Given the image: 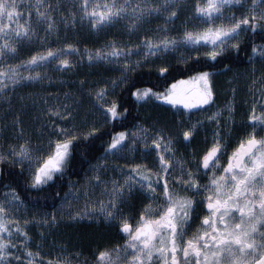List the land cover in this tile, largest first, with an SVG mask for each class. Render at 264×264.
I'll list each match as a JSON object with an SVG mask.
<instances>
[{
  "label": "snow or ice",
  "instance_id": "obj_1",
  "mask_svg": "<svg viewBox=\"0 0 264 264\" xmlns=\"http://www.w3.org/2000/svg\"><path fill=\"white\" fill-rule=\"evenodd\" d=\"M62 7L60 0H0V98L10 101L19 87L46 79L51 82L45 71L49 65H55L56 71H67L75 66L70 58L73 55L86 57L89 64L120 65L123 84L127 81L126 73L145 66L149 58L180 53L178 60L184 64L190 60L199 63L202 57L218 61L230 50L239 53L241 37L246 33L264 31V0H194L190 19L195 24H185L175 35L170 34L167 26L178 15L177 0H74L66 13ZM57 13L65 25L70 22L75 26L79 17L94 32L126 21L125 30L135 34L153 17L162 18L163 26L138 43L113 39L81 52L76 44L65 42L56 47L46 45L19 58L21 46L32 43L41 25L45 26L42 40L58 32ZM250 48L249 60L257 55L264 58V44L252 43ZM133 56L137 59L132 60ZM170 67L162 62L156 71L167 77ZM112 84L115 87L117 82ZM261 86L264 88V82ZM132 94L138 101L154 97L187 112L207 111L215 103L212 74L204 70L187 79L173 77L163 91L145 88ZM107 95L106 87L95 91L105 122L116 120L127 111H121L115 101L105 104ZM261 95L262 100L254 99L249 107L245 128L234 145L221 134V111L206 116L217 128L206 149L192 155L194 163L177 155L176 137L171 133L152 132L136 125L133 130L111 135L104 149L105 161L109 157L124 159L125 154L135 153L139 143L145 150L142 155L154 154V163L117 165L122 180H102L99 171L94 170L91 180L95 184L90 186L103 184L106 200H93L87 187L81 190L76 185H70V191L64 193L63 203L68 207H72L73 201H85L84 210L70 214L69 219H84L90 212L98 213L109 223L116 222L122 234L123 244L98 249L93 254V264H264V92ZM44 103L47 105L48 101ZM227 111L232 119L231 104ZM46 114L60 119L71 116L67 104L50 106ZM49 123L53 131L47 145L37 148L30 138H25L17 117L13 121L19 128L17 142L9 144L7 150L0 149V163L7 161L19 166L20 178L37 192L62 179L76 141L87 140L100 130L95 125L81 129L51 120ZM202 125L199 120L185 125L181 132L183 141L190 142ZM74 188L76 191L72 192ZM4 189L0 195V264H81L78 252L51 258L45 257L39 246L33 251L26 230L30 221L16 215L24 201L16 188L4 185ZM133 193L146 201L134 221L122 208ZM55 219L53 215L52 222ZM43 222L48 223V218Z\"/></svg>",
  "mask_w": 264,
  "mask_h": 264
},
{
  "label": "trees",
  "instance_id": "obj_2",
  "mask_svg": "<svg viewBox=\"0 0 264 264\" xmlns=\"http://www.w3.org/2000/svg\"><path fill=\"white\" fill-rule=\"evenodd\" d=\"M60 2L63 5L62 11L66 13V9L72 6L74 0H60ZM185 2H188V6H191L188 12H186L187 7ZM193 2L194 0H177L178 15L174 20V24L178 26L179 32L183 30L185 24L193 23L191 19H188L189 21L186 19L187 14L192 15L191 9ZM55 18L58 32L53 33L46 40H42L41 38L45 36V26L41 25L37 29V37L34 38L32 43H26L21 46L19 58L26 57L33 51L41 50L46 45L56 47L62 46L65 42L76 44L81 52L85 48L95 49L101 47L107 41L113 39L121 43H138L145 35H154L155 31L153 33L150 30L154 29L156 24L150 23L149 21L158 20L153 17L143 23L145 24L144 31L138 33V35L136 33L126 35L124 27L126 21H121L120 24L118 23L105 28L103 31L94 32L90 30L87 21L81 23L79 17H77L75 26L70 22L67 25L62 23L59 13L56 14ZM186 21L188 22L186 23ZM146 28L147 30H145ZM170 34L172 33L170 32ZM252 43L257 45L264 44V31L258 29L255 34L251 32L246 33L242 36L241 51L237 53L236 51L230 50L228 53H225L224 57L218 58V61L205 60L202 57L199 63L190 60L187 64H184L178 60L180 53H171L169 56L160 58H149L145 62V66L126 73L127 81L123 84H120V79L122 78L119 75L122 74V71H120L122 70L121 66L114 63L93 62L89 64L86 57L81 59L79 56L73 55L70 58L75 66L67 71H56L55 65H49L45 71L51 77V82L46 79L43 82L19 87L12 94L10 101L0 98V114L5 115L10 109L14 110L20 98H23L30 104L33 99L32 96L38 93L46 97L49 107L53 106L52 103L56 105L58 102L66 103L68 106H73L76 102H80L81 105L86 106L88 109L100 110L99 103L95 98V91L105 87L107 88V96L110 102L115 101L120 105L121 111L125 109L127 111L116 120H109L101 125L90 121L81 128L86 129L95 125L100 130L87 140L81 139L75 142L71 162L65 169L62 179H58L52 186L46 187L42 191L37 192L26 186L25 181L18 175L20 172L19 166L10 163H0V195L5 190L4 185H11L17 189L27 208H31L40 213L52 214L53 210L63 202L64 193L68 192L70 185L80 181L90 167L99 164V160L104 155V149L110 141L111 135L119 131H130L136 125L149 124L156 117L157 119L161 117L159 115L160 109L167 107L161 106L155 100H151V110L149 112L144 111L142 101H138L132 94L136 89L153 88L154 91H163L165 85L172 82L173 77L175 79H187L189 75L194 74L196 71L204 70L214 74L212 76V83L214 84L217 96H221L224 93V100H228L229 93L231 91L235 92L238 85L234 79L235 74L248 72L250 75L251 68L253 71L255 69L251 65V60L248 58L251 55L250 45ZM131 59L135 60L137 57L133 56ZM162 62L171 65L170 74L167 77H161L156 71V66ZM225 64L228 65L227 68L224 67ZM254 74L255 79L263 77L264 70L260 75L259 72ZM81 81H83V84H81ZM112 81L117 82L115 87H112ZM253 86L256 90L260 89V86ZM251 89L253 88L251 87ZM28 96L30 97L28 98ZM224 103H227V101H224ZM155 109L156 111H154ZM31 113L32 111L28 110V114L30 115ZM23 115L17 117H25V114ZM72 117L74 118V125L78 126L80 123L79 117L76 114ZM236 118L238 120V116ZM22 119L21 121H23ZM63 120L57 118L51 121H55L58 124V122ZM160 120L162 124H166L163 119ZM49 122L50 120L40 129L41 132L45 130L47 133H52L53 129ZM28 136L33 139L32 143L34 147H46L48 138L41 140L40 136L33 133L28 134ZM195 141L196 145L193 146V151L197 152L202 148L199 134L195 138ZM16 142L10 139L4 142L0 141V144L7 149L9 144ZM141 200L144 201V198L138 193L127 199L126 203L123 204L125 206L123 207L122 205L124 214L136 218L137 215L134 216V212L141 206ZM56 219L59 220V218ZM39 232L52 244L48 247L51 250H48L51 255L53 253L55 256L57 252H60V249L64 250L65 254L78 252L88 262H93V254L98 249L111 248L119 244L117 243L118 227H110L104 221H100L96 225L58 222L56 225L53 223L49 224L47 228H40ZM46 234L47 237L45 236ZM37 242L39 243V240Z\"/></svg>",
  "mask_w": 264,
  "mask_h": 264
},
{
  "label": "rangeland",
  "instance_id": "obj_3",
  "mask_svg": "<svg viewBox=\"0 0 264 264\" xmlns=\"http://www.w3.org/2000/svg\"><path fill=\"white\" fill-rule=\"evenodd\" d=\"M184 1H186V0H184ZM185 4L187 7L186 12H188L191 6L190 5L188 6V2H185ZM191 12H192V9H191ZM186 17H187L186 19L188 20V19H190L191 15L187 14ZM155 19H158V20L149 21L150 23L156 24L155 28L150 30L153 33L155 31L154 35L156 34V29H157L158 25L163 26V19L162 18H155ZM188 21H186V23ZM192 22L193 23L188 24L189 27H192L195 24V21H192ZM167 27L169 28L172 35H175V33L179 32L178 28H177L178 26H176L174 23L169 24ZM144 28H145V24H142L139 32H137L136 35H138V33L142 32V31H144ZM145 30H147V28ZM126 35H130V34L126 31ZM241 40H242V37H241ZM169 55H171V53L167 54L166 56H169ZM251 65L253 67H255V69H257V70L254 69V71H253V69L251 68L250 75L248 74V72L235 74L234 79L238 85H237L235 92L231 91L229 93V99L228 100H224L225 99L224 93L221 94V96H217V98H216V92L214 90L215 103L210 108H208L207 111L193 109L191 112H187V110L183 109L181 106H177V107L173 108V106L167 104L163 100H157V99H154L153 97L149 98V99H145V100H140V101H142V105L144 106V108H143L144 111L149 112V110H151V107H150V103H152L151 100H155L156 103L161 104V106L167 107V108L160 109V111L158 110L159 115L161 116L160 118L158 117V119H157V117H156L152 122H149V124L145 123V124H141V125L146 127V128H149L152 132H155L157 130H161L165 134L171 133L173 136L176 137L175 148L177 150V155L183 156L185 158L183 150H187V149L191 150L193 148V146L196 145L195 138H196L197 134L200 135V134L206 133L207 131L210 133V131L208 130L211 128L210 125H212V128L214 130L217 128V125L214 122H209L206 119L207 115L211 114V112H215L217 110H220L221 116L218 119H219L220 123L222 122V120H225L224 121L225 125H227L226 121H227V118L229 116V113L227 111V106L229 104H231L235 110L237 103H239V101H242L243 104H245V105L248 104L246 106L248 108L247 109V111H248L249 106L253 103L254 99L257 101L262 100L261 94H262V92H264V88H262L261 85H262V82H264V75H263V77L255 79L254 73L259 72V75H260L263 72V70H264V58H261L259 55L255 56L251 60ZM256 66H257V68H256ZM120 71H122V70H120ZM119 75L122 76V74H119ZM254 81H255V83H254ZM253 85L260 86V89L250 92L251 87L254 89ZM239 86H240V88H239ZM112 87H114V86H112ZM252 94H254V95L252 96ZM29 97L30 96H28V98ZM32 98L33 99L31 100L32 102L30 101L31 102L30 104H29V102L27 103L23 98H20V100H19V102H18V104L14 110L10 109L9 111H7V113L5 115L0 114V117H1L0 118V122H1L0 123V131H1L0 141L4 142V141L10 140V139L17 141L16 138H17L19 128L13 124V121L17 118V116L23 115V114H25V117H22L24 119H22L21 117L19 119L21 122L20 127L25 128V129H23L24 133H25V138H30L31 141L33 142V139L28 136V134H30V133H33V134H36L37 136H40L41 140H45L49 137V135H50L49 132L47 133V132H45V130H43L41 132L40 129L42 127H44V125H46V123L49 120L57 119L59 117H55V116L50 117L49 115L46 114V109L49 107V104L46 105L44 103V100H47V99L43 94L38 93L35 96H32ZM224 101H227V103H224ZM248 101H250V102L248 103ZM104 103L105 104L111 103L108 96H106ZM52 104L54 106V103H52ZM57 104L63 105L66 103L58 102ZM28 110L32 111V113L30 115L28 114ZM68 111L71 112V116L69 117V119H67V120L64 119L63 121L58 122V124H64L65 126H73L75 122H74V120H73L74 118L72 116L75 114L80 119L79 125L78 126L75 125L76 127H79V128H83L90 121H93L94 123H97L98 125L106 123L105 122V116H104L103 111L101 109L100 110H91V108L88 109V108H86V106L81 105L80 102H76L73 106H68ZM154 111H156V109ZM233 113H232V116H233ZM21 119L23 121H21ZM160 119H163V121H165L166 124L165 125L162 124ZM198 120L203 121V125L198 126L194 138L191 140V143L188 146H186V143H183V138H182L181 132H182L185 125H188L190 123H194ZM2 131H5V132H2ZM211 139H212V136H211V138H209V140H211ZM0 149L7 150L3 146H1V144H0ZM144 151L145 150L143 149L142 144L138 143L136 145L135 153L125 154L124 159L116 160L115 158L109 157V159L107 161H105L103 159V157H101L99 160V164H98L99 168L98 169H97V165L90 167L86 171V173L84 174L83 178L80 181L74 182L71 185H76V188L81 189V190H83L85 187H87L88 191L93 193V196H92L93 200H101V199L106 200L107 195L103 194L104 193V185L103 184H101L99 187H95V188L90 186V184H95V181L91 180V177L95 174L94 170L99 171L102 180H107V181H110L112 179H121L122 180L123 177H122L121 172L117 169V165L123 166V165L128 164V163L147 162L149 164V166H153L154 154L144 156V155H142V153ZM190 158H191V156H190ZM4 163H10V162L6 161ZM124 171L126 172V171H128V169L125 167ZM108 187L110 188L111 185L109 184ZM69 191H70V187H69L68 192ZM71 191L75 192L76 189L75 188L71 189ZM134 194H136V193H133L131 196H133ZM124 203H126V201ZM84 208H85L84 199H80L79 201H73L72 207H68L67 205H64V203L62 202L57 208H55L53 210L52 214H46V213H40L38 211H34L31 208H27L26 205L23 204V206L19 209V211L16 213V215L19 216L21 218V220H23L24 218H27L30 221L26 225V230H27L29 236L31 237L30 243H31V247H32L33 251H35L37 249V246H39L40 252L45 257L55 258L58 255H64L65 252H64V250L60 249V252H57L55 256L53 253L51 255L48 252V250L51 251L48 247L52 244H50L48 242V239H46L42 234H40V232H39L40 228H47L49 226V224L55 223V225H56L58 222L68 223V224L86 223V224L96 225L98 222L104 221V223L106 225H109L110 227L112 226V224H113L112 222L109 223L102 216H100L98 213L92 214L90 212L89 215L85 216L84 219H78V220L69 219L70 214H74L77 210L83 211ZM53 215L56 218H59V220L55 219V222H52L51 217ZM45 217L48 218V220H49L48 223L43 222V219ZM118 234H120V233H118ZM45 236L47 237V234ZM37 240H39V243L37 242ZM80 257H79V259H80L81 264H85V262H87V264H93V262H91V261L88 262L87 259H84L82 257L80 258ZM13 264H15V262H13Z\"/></svg>",
  "mask_w": 264,
  "mask_h": 264
},
{
  "label": "flooded vegetation",
  "instance_id": "obj_4",
  "mask_svg": "<svg viewBox=\"0 0 264 264\" xmlns=\"http://www.w3.org/2000/svg\"><path fill=\"white\" fill-rule=\"evenodd\" d=\"M213 86H214V84H213ZM254 90H256V89H251L250 92L251 91H254ZM253 95L254 94H252V96ZM216 97H217V94H216ZM249 102L250 101H248V103ZM247 105L248 104L245 105V104L242 103V101H239V103H237V105H236V109L234 110L232 119H229V116H228L227 121H226L227 125H225V122H224L225 120H222V122L220 123V131H221V134L226 137L227 142L230 145H234L236 143L238 137L241 136L242 133H243V130L245 128L246 115H247V112H248L247 111L248 108L246 107ZM237 116H238V120L236 118ZM210 127L211 128L208 129L210 131V133L207 131L206 133L200 134V136L202 137V138L200 137V140L202 141L201 142L202 148L199 151H197V152L196 151H193V148L191 150H189V149L183 150L185 158L188 159L190 163H194V161H192V159H191L193 154L199 155L210 144V142H211L212 139L209 140V138H211V136L213 134V131H214V129L212 128V125H210ZM197 135H196V137H197ZM183 143H186V146H188L191 143V141L190 142H184L183 141ZM230 150L231 149H229V151ZM190 156H191V158H190ZM145 202H146L145 200L144 201L141 200V203L142 204L134 212L135 213L134 216L138 214V210L142 207L143 203H145ZM124 206L125 205H123V207ZM198 211H200V210L198 209ZM131 217H133V216H131ZM132 219H133V221L135 220V218H132ZM112 223H113L112 226H117L116 222H112ZM118 233H120V232L118 231ZM118 233H117V235H118V241H117V243L123 244L124 241H123V238H122V234L121 233L118 234Z\"/></svg>",
  "mask_w": 264,
  "mask_h": 264
}]
</instances>
